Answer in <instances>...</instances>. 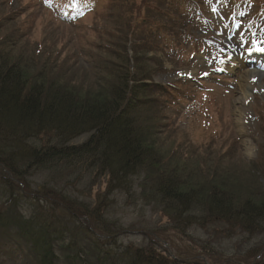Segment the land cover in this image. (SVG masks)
Listing matches in <instances>:
<instances>
[{
	"label": "rangeland",
	"instance_id": "rangeland-1",
	"mask_svg": "<svg viewBox=\"0 0 264 264\" xmlns=\"http://www.w3.org/2000/svg\"><path fill=\"white\" fill-rule=\"evenodd\" d=\"M81 1L87 4L83 9L77 13L69 9ZM153 1L117 0L109 10L106 0H0V57L19 60L30 75H43L39 80L52 94L62 87L88 99L110 95L102 87V76L96 80V74L103 75L105 60L118 51L113 43H120V55L125 50L131 56L142 55L150 65L144 69L149 71L147 83L180 89L170 96L169 119H162L164 126H158L150 139L160 156L169 159L167 171L180 175L182 187L202 200L194 205V212L204 213L217 183L227 186L235 203L258 198L257 191L264 192V169L249 164L257 159L263 142L264 118L258 117V110L264 112V0ZM156 3L167 9L169 17L168 22L157 23L169 30L161 31L162 26L152 22L149 8ZM119 15L124 21L113 24V17ZM100 27L104 33L110 28L116 32L99 39ZM35 50L43 56L37 57ZM49 55L52 58L46 60ZM143 62L135 64L140 71ZM186 78L200 79L191 81L188 94L179 85ZM242 99L247 113L237 119L236 107ZM156 175L159 171L151 175V184ZM102 180L98 184L85 177L70 189L80 193L90 186V193L81 196L95 197L106 188ZM141 190L136 180L134 194H118L112 210V219L133 232L122 237L126 244L147 245V235L152 234L160 247L189 264L225 259L243 263L264 245V234L252 236L218 220L178 231L159 213L160 206L142 199ZM0 264H26V257L10 259L1 253Z\"/></svg>",
	"mask_w": 264,
	"mask_h": 264
},
{
	"label": "trees",
	"instance_id": "trees-1",
	"mask_svg": "<svg viewBox=\"0 0 264 264\" xmlns=\"http://www.w3.org/2000/svg\"><path fill=\"white\" fill-rule=\"evenodd\" d=\"M149 10L152 22L167 26L157 23L168 22L166 8L156 3ZM123 21L122 15L113 17L115 25ZM100 28L99 39L116 32ZM113 45L118 51L105 60L103 75L96 74V80L102 76L108 98L78 97L62 87L52 94L39 80L42 72L30 75L19 60L0 57V254L10 259L25 255L26 264H189L160 247L155 235H147L144 246L122 241L133 232L112 219V210L118 194H134L136 180L142 199L160 206L159 213L178 231L218 220L252 236L264 234L262 190L257 191L258 198L239 204L225 184L217 183L204 213L194 212L202 200L182 187L180 175L167 171L169 159L160 156L150 139L158 126H164L162 119H169L170 96L180 89L147 83L150 65L143 56H131L128 50L120 55V43ZM35 55L43 53L35 50ZM138 62L144 63L142 71L135 67ZM191 81L179 82L182 92L188 94ZM258 115L264 118L263 110ZM261 133L260 154L248 163L258 169H264V127ZM82 136L85 140L76 142ZM154 171L159 175L151 184ZM85 177L98 184L105 178L106 188L90 198L81 196L90 193V186L80 193L70 189ZM263 248L243 263L230 259L215 263L264 264Z\"/></svg>",
	"mask_w": 264,
	"mask_h": 264
},
{
	"label": "bare ground",
	"instance_id": "bare-ground-1",
	"mask_svg": "<svg viewBox=\"0 0 264 264\" xmlns=\"http://www.w3.org/2000/svg\"><path fill=\"white\" fill-rule=\"evenodd\" d=\"M246 97L243 96V99H245ZM242 99V102L239 101L236 107V117L237 119H240L243 117V115L245 114V112L247 111V107L244 105V101ZM247 113V112H246Z\"/></svg>",
	"mask_w": 264,
	"mask_h": 264
},
{
	"label": "snow or ice",
	"instance_id": "snow-or-ice-1",
	"mask_svg": "<svg viewBox=\"0 0 264 264\" xmlns=\"http://www.w3.org/2000/svg\"><path fill=\"white\" fill-rule=\"evenodd\" d=\"M261 51H264V49H261ZM220 62H221V63H223L224 61H223V60H221Z\"/></svg>",
	"mask_w": 264,
	"mask_h": 264
}]
</instances>
